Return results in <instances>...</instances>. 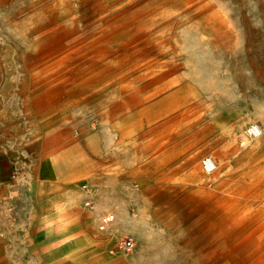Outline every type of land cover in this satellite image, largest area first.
Instances as JSON below:
<instances>
[{"label":"rangeland","instance_id":"obj_1","mask_svg":"<svg viewBox=\"0 0 264 264\" xmlns=\"http://www.w3.org/2000/svg\"><path fill=\"white\" fill-rule=\"evenodd\" d=\"M263 250L264 0H0V264Z\"/></svg>","mask_w":264,"mask_h":264},{"label":"built area","instance_id":"obj_2","mask_svg":"<svg viewBox=\"0 0 264 264\" xmlns=\"http://www.w3.org/2000/svg\"><path fill=\"white\" fill-rule=\"evenodd\" d=\"M245 131H246L247 135H249L252 138H255L261 134L262 129L258 123H250L246 126ZM202 165L207 172H211L216 168V164L214 163V159L210 155H205L202 157ZM111 217L112 216H108V215L102 216V218L100 219V224H99L100 227L99 228L105 229L108 222L111 220ZM120 246L125 250H129L132 247V240L131 239H123L120 242Z\"/></svg>","mask_w":264,"mask_h":264},{"label":"crops","instance_id":"obj_3","mask_svg":"<svg viewBox=\"0 0 264 264\" xmlns=\"http://www.w3.org/2000/svg\"><path fill=\"white\" fill-rule=\"evenodd\" d=\"M73 158V157H72ZM70 159V158H69ZM71 168L68 169V171L70 173ZM28 188L30 190L31 188V183L28 184ZM62 207V205L57 206V208L55 209V211L51 212L50 214H45L43 216V221H45V230H44V236L49 237V240L52 241L58 239L62 234V230L64 229L61 221L63 220L61 213H59L60 215H57L59 208ZM57 248L59 249L60 246H57Z\"/></svg>","mask_w":264,"mask_h":264},{"label":"bare ground","instance_id":"obj_4","mask_svg":"<svg viewBox=\"0 0 264 264\" xmlns=\"http://www.w3.org/2000/svg\"><path fill=\"white\" fill-rule=\"evenodd\" d=\"M144 7V6H143ZM146 7V6H145ZM142 10H144V8L142 9ZM154 16L155 15H153V16H151L150 18H154ZM149 17V16H148ZM147 18V17H146ZM156 18V17H155ZM131 20V17L129 16V17H127L126 19H125V21H130ZM136 23H137V21H136ZM117 25L115 24L114 25V27H116ZM143 26V25H142ZM138 29H142V27L140 26H138ZM144 30H146V28L144 29ZM50 32V31H49ZM113 34V33H112ZM146 35H147V33H145ZM148 36V35H147ZM41 37V36H40ZM48 37V36H47ZM51 38V37H50ZM49 38V39H50ZM150 38V37H149ZM139 41V40H138ZM141 41V40H140ZM138 43V42H137ZM177 91V90H176ZM176 91H174V92H176ZM173 96V95H172ZM184 110V109H183ZM169 111H171V109L170 110H166V111H163V112H160V114H158L157 116H155V117H153L152 119H154V118H158V117H160V116H163L164 117V121L162 122V123H170V121L172 120V118L171 117H169L170 115H169V113H167V112H169ZM138 114V113H137ZM169 115V116H168ZM168 116V117H167ZM140 124H142V123H140ZM143 125H140V127H142ZM174 134H177V133H174ZM173 134V135H174ZM262 134H263V129H262V132H261V134L258 136V137H255L256 139H258V138H260L261 136H262ZM163 137H165V136H163ZM174 137V136H173ZM170 138H172V136H168V138L167 139H165V142H168V141H170ZM191 138V137H190ZM172 142V141H171ZM173 144V143H172ZM211 156V155H210ZM213 158V157H212ZM214 159V163L216 164V168L218 167V162H217V159L214 157L213 158ZM203 166V165H202ZM204 168V167H203ZM216 168L213 170V171H211V172H215L216 171ZM205 170V169H204ZM206 171V170H205ZM137 221V220H136ZM135 222V221H134ZM255 226V225H254ZM253 228V227H252ZM231 231V230H230ZM227 233V232H226ZM259 233V232H258ZM222 235H224V234H222ZM222 237V236H221ZM217 238V237H216ZM220 238V237H219ZM236 238V237H235ZM72 240H74V237H72V236H66V237H64V238H62L61 239V241L59 242L60 244V247H63V244L64 243H69V242H71ZM232 242H234V241H232ZM71 244V243H70ZM72 249V248H71ZM218 249V248H217ZM70 251H72V250H70ZM215 251V250H214ZM264 251V250H263ZM69 253V252H68ZM231 253V252H230ZM262 253V252H261ZM229 255V254H228ZM228 255H226V256H228ZM235 255H236V253H235ZM232 256V255H231ZM258 256V255H257ZM236 257V256H235ZM263 259H264V257H263ZM256 260V259H255ZM253 262V261H252ZM256 262H257V260H256ZM262 263V262H261ZM260 263V264H261ZM264 263V262H263ZM246 264V263H245Z\"/></svg>","mask_w":264,"mask_h":264}]
</instances>
